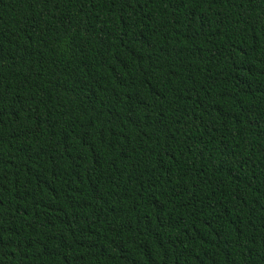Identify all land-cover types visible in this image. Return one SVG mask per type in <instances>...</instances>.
I'll use <instances>...</instances> for the list:
<instances>
[{
	"label": "trees",
	"instance_id": "trees-1",
	"mask_svg": "<svg viewBox=\"0 0 264 264\" xmlns=\"http://www.w3.org/2000/svg\"><path fill=\"white\" fill-rule=\"evenodd\" d=\"M0 264H264V0H0Z\"/></svg>",
	"mask_w": 264,
	"mask_h": 264
}]
</instances>
